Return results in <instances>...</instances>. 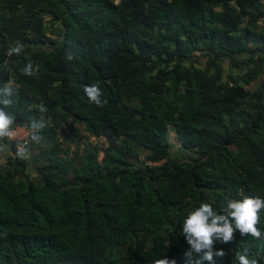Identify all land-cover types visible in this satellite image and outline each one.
<instances>
[{"label":"trees","instance_id":"obj_1","mask_svg":"<svg viewBox=\"0 0 264 264\" xmlns=\"http://www.w3.org/2000/svg\"><path fill=\"white\" fill-rule=\"evenodd\" d=\"M262 18L260 0H0V141L15 150L21 126L41 150L35 178L11 158L0 169V264H264V207L261 237L235 229L211 261L183 232L201 203L264 200V86L244 89L264 66ZM199 53L251 68L222 81L183 65ZM69 120L105 143L61 159ZM169 125L188 164L169 159Z\"/></svg>","mask_w":264,"mask_h":264},{"label":"rangeland","instance_id":"obj_2","mask_svg":"<svg viewBox=\"0 0 264 264\" xmlns=\"http://www.w3.org/2000/svg\"><path fill=\"white\" fill-rule=\"evenodd\" d=\"M260 2L264 6V1L260 0ZM48 20L49 17H45L44 21L48 22ZM263 25L264 18L260 19L259 27H262ZM47 35L50 36L49 33H47ZM238 58L242 61V64L237 70L233 69L226 60L219 61L207 55H203L202 53H199L198 55L183 61V65L187 67L192 66L199 69L208 68L211 72H219L222 76V81L229 82L230 80H236L240 82L246 71L251 68V65L245 61V59L247 58L246 56H238ZM259 86H264V66L258 70V78L256 82L250 85H244V89L250 95L252 92H255L259 88ZM68 122L69 125L63 124L58 128L56 141L53 143V145L59 150L61 159L72 158L76 155L77 152H80L81 154L82 150L89 145H93L95 143H105L104 139L97 140L95 137L89 136L81 124L72 123L71 120H69ZM165 133L166 140L171 147L169 150V159L172 162L188 164L189 159L194 158V156L191 157V153H189L188 151H183L181 149V141L178 139L174 127L171 125L167 126ZM44 148L48 149L49 147L45 146L43 147V149ZM40 152L41 150L33 149L30 144L26 146L25 149L22 148L18 150L16 147L15 150H12L7 143L0 141V169L5 166L9 167L10 164L8 163V161L9 158H11V162L18 161L26 164L25 175L23 176L25 179L35 178L36 176H38V174L34 169L35 165H32L30 161L33 157L35 158L36 156H38ZM65 153H68V155L63 157ZM145 156V152H139L137 156V162L146 161ZM79 159H77V161H79ZM163 162L165 161H162L161 163ZM37 164L39 163H36V165ZM61 167L65 169L67 168V164L62 163ZM69 177H71V174H66V178Z\"/></svg>","mask_w":264,"mask_h":264},{"label":"clouds","instance_id":"obj_3","mask_svg":"<svg viewBox=\"0 0 264 264\" xmlns=\"http://www.w3.org/2000/svg\"><path fill=\"white\" fill-rule=\"evenodd\" d=\"M87 97L97 104L101 103L100 90L96 85L85 87ZM9 120L0 113V135L9 124ZM264 207V200L260 197H244L227 202V215H217L210 203H201L198 208L191 211L184 220L183 232L189 243L197 251H204V259L211 261L213 258L212 247L215 239L229 242L233 239L234 230L238 229L241 235L248 234L253 238L262 235L257 225L260 222V210ZM231 218V219H229ZM217 256L224 253L217 252ZM240 264H256L245 255H239ZM156 264H168L166 260H159ZM174 264V262H173Z\"/></svg>","mask_w":264,"mask_h":264},{"label":"built area","instance_id":"obj_4","mask_svg":"<svg viewBox=\"0 0 264 264\" xmlns=\"http://www.w3.org/2000/svg\"><path fill=\"white\" fill-rule=\"evenodd\" d=\"M7 140L15 142L18 150L24 148L29 140V131L21 126H16L6 133Z\"/></svg>","mask_w":264,"mask_h":264}]
</instances>
